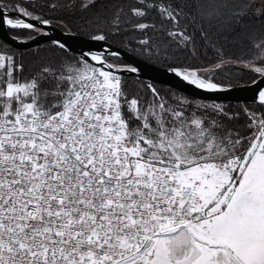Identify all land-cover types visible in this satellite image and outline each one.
Segmentation results:
<instances>
[{
	"label": "snow or ice",
	"instance_id": "6c2138e0",
	"mask_svg": "<svg viewBox=\"0 0 264 264\" xmlns=\"http://www.w3.org/2000/svg\"><path fill=\"white\" fill-rule=\"evenodd\" d=\"M0 36V264H264V0H0Z\"/></svg>",
	"mask_w": 264,
	"mask_h": 264
},
{
	"label": "water",
	"instance_id": "95a60500",
	"mask_svg": "<svg viewBox=\"0 0 264 264\" xmlns=\"http://www.w3.org/2000/svg\"><path fill=\"white\" fill-rule=\"evenodd\" d=\"M2 38V36H0ZM39 39V38H37ZM41 44L45 43L44 41H40ZM35 45H30L29 47L32 48ZM21 50H24L22 47ZM144 64L148 65L150 62L144 61ZM145 75L141 77V79L147 80V79H153L155 77H159V71L154 70L153 67L149 66L145 68ZM155 82L158 84L162 85H167L171 86L173 88H177L179 90H184L188 93H193V92H199V90L192 88L191 86L187 84H182L178 81L177 78L171 77L170 75H167V77H160L159 79H155ZM201 95L206 96L207 98H215L219 100H223L225 102L227 101H232L236 102V98L239 97L241 100L246 99L247 97L250 96V93L247 92L244 89H237V90H232L227 93H217V94H210V93H201Z\"/></svg>",
	"mask_w": 264,
	"mask_h": 264
},
{
	"label": "trees",
	"instance_id": "16d2710c",
	"mask_svg": "<svg viewBox=\"0 0 264 264\" xmlns=\"http://www.w3.org/2000/svg\"><path fill=\"white\" fill-rule=\"evenodd\" d=\"M44 44V43H43ZM32 48H35V46L34 47H32ZM21 51H26L25 49L24 50H21ZM231 54H234V55H239L240 54V49L239 48H230L229 50H228ZM31 61V57L29 56V55H27L26 54V56H25V62L26 63H28V62H30ZM230 73H232V75H233V79L234 80H238V76L236 75L237 74V72H243V70L241 69V70H238V69H229L228 70ZM144 80V79H143ZM242 83V82H241ZM158 86H164V85H162V84H158V83H156ZM233 103H236V102H233Z\"/></svg>",
	"mask_w": 264,
	"mask_h": 264
}]
</instances>
